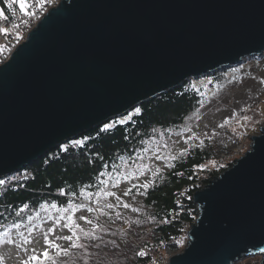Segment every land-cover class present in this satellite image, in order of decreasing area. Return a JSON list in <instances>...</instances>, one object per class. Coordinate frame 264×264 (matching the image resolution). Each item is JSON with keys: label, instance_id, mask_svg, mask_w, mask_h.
<instances>
[{"label": "water", "instance_id": "obj_1", "mask_svg": "<svg viewBox=\"0 0 264 264\" xmlns=\"http://www.w3.org/2000/svg\"><path fill=\"white\" fill-rule=\"evenodd\" d=\"M264 54V0H62L0 66V180L185 82ZM196 191L168 264H264V126Z\"/></svg>", "mask_w": 264, "mask_h": 264}, {"label": "trees", "instance_id": "obj_2", "mask_svg": "<svg viewBox=\"0 0 264 264\" xmlns=\"http://www.w3.org/2000/svg\"><path fill=\"white\" fill-rule=\"evenodd\" d=\"M29 2L37 5L40 0ZM0 6L3 14L11 17L8 0H0ZM36 12H33L34 23L42 17ZM236 69L237 66L223 68L198 80L187 81L174 90L142 103L126 115L110 120L106 124L113 126L108 131H101L105 124L94 128L53 149L22 171L1 179L4 184L0 185V233L5 229H15L13 224H27L28 218L36 216L42 205L50 207L55 203L56 208L60 209L67 207L69 201L92 205L105 201V193L117 187L127 171L138 167L139 156L149 144L161 140L167 142L170 135L181 131L193 114L209 105L211 89L216 88L218 91L213 92V95L224 91L227 74ZM205 86L210 91H204ZM258 102L259 98H256L248 106ZM137 108L141 110L139 113L135 111ZM244 113L238 110L234 115ZM126 116L130 118L119 123ZM231 123L227 122V128L220 124L219 128L222 127L223 133L231 136L230 140L237 144L241 138L231 131ZM75 141L82 143L77 145ZM63 146H67L66 151L62 150ZM228 150L223 142L214 146L206 139L200 145L189 146L182 154L171 155L169 170L156 172L147 189L141 185L129 188L131 192L126 195L127 198L142 200V206H131L140 214L132 222L137 227L146 228L148 237L139 241V247L133 246L134 253L127 264H151L155 252L165 257L166 249L172 254L183 249L185 232L197 217L192 196L232 166L234 161L231 159L226 160L223 166H214L219 155ZM81 188L90 195L81 194ZM149 223L157 225L149 231ZM124 230L134 235L132 224L128 228L125 226ZM98 240L104 241L103 238ZM139 251L146 254L137 256ZM93 252L95 254L87 261L84 258L85 251L77 247L75 254H63L58 261L60 264H96L98 259L95 249ZM76 255H79V259L74 258Z\"/></svg>", "mask_w": 264, "mask_h": 264}, {"label": "rangeland", "instance_id": "obj_3", "mask_svg": "<svg viewBox=\"0 0 264 264\" xmlns=\"http://www.w3.org/2000/svg\"><path fill=\"white\" fill-rule=\"evenodd\" d=\"M41 8L39 4L36 5L37 12H40ZM0 12L3 13L1 6ZM28 25L31 26L32 22ZM226 79L227 83L224 91L218 95H213V92L218 93V91L216 88L211 89L212 97H210L209 105L193 114L181 131L170 135L167 142L161 140L149 144L147 149L139 156L138 167L127 171L123 175L125 177L120 180L118 186L110 190L112 195L105 194V201L98 202L95 205L83 203L81 205L84 207L73 214V224L78 225L75 229L77 236H79L77 243L83 245L79 248L85 251V254L81 253V255L84 254L87 261L91 260V255L95 254L93 249H95L96 258L98 259L96 264L128 263L129 257H132L134 253L133 246H138L139 241L148 236L143 234L146 233V228L137 227L132 222L133 218L140 214L131 209V206H142V200L140 198L135 201L131 200L124 193L132 186L148 183L154 173L160 172V170L168 171L171 155L182 154L189 146L200 145L206 139L214 146L219 142H223L227 149H237L238 154L232 157L231 161L237 160L249 150L250 138L259 135L260 128L264 126V54L259 57L244 59L237 65L235 71L227 74ZM204 91L208 92L210 90L205 86ZM256 98H259V102L253 106H248ZM238 110L245 113L243 115L239 114V116L234 115ZM225 121H231L232 123L229 124L231 131L235 133V136H240L239 139L241 138V140L237 144L230 140L231 136L223 133L222 127L219 128L220 124L227 128ZM215 161L214 166L217 164V160ZM104 202H111L113 207L108 208ZM124 204H127L128 207H124ZM89 208L92 210L88 211ZM60 215L58 208L42 207L39 213L33 217V225H39V227L34 229L32 234L34 242L27 246V252L24 251L23 247L17 249L11 245L0 244V257H3V264H20L22 260L27 259L33 248L39 254L44 247L43 234L49 227H54V232L49 235V239L55 240L62 248H68L67 255L69 252L75 254L77 247L70 248L67 241L56 240L57 236L71 235L67 228L60 226L67 222L66 220L58 221ZM80 216H85L87 219L79 220ZM131 224L133 225L134 235L124 230L125 226L128 228L131 227ZM155 224L149 223L148 230L150 231L156 227L157 224ZM24 225L19 231L28 236L27 228ZM10 232L13 238L19 242L20 237L16 234L17 230L12 229ZM85 232L90 233V235L85 236ZM187 232L188 230L185 232L184 239H182V248L188 243ZM100 238H103L104 241L100 242L98 240ZM165 252L168 255L171 253L167 249ZM173 255H170L169 258ZM60 256H56L55 250H50V258L45 264H52L53 259L56 260V264H60V261H58ZM74 258L79 259V255ZM235 264H261V257H247Z\"/></svg>", "mask_w": 264, "mask_h": 264}, {"label": "snow or ice", "instance_id": "obj_4", "mask_svg": "<svg viewBox=\"0 0 264 264\" xmlns=\"http://www.w3.org/2000/svg\"><path fill=\"white\" fill-rule=\"evenodd\" d=\"M13 5H18V10L19 12L22 14V16L25 17H31L33 15V13L31 11H29L30 8V4H29V0H8V7L11 8ZM32 6H36L35 4H33ZM39 6L43 7V3L42 0H40L39 2ZM0 16H3V18L5 20L8 19L7 16H4V14L2 12H0ZM13 28H16L17 25L13 24L12 25ZM7 29L0 27V33H5L7 34ZM135 111L137 113H139L141 110L139 108L135 109ZM130 117H124L122 118L119 123H123L125 120L129 119ZM225 123H227V121H225ZM113 125L111 124H105L104 127L101 129V131H108ZM75 143L77 145L81 144V141H75ZM63 151L67 150V146H63L62 147ZM159 158V157H157ZM155 175V173L153 174ZM151 181H149L148 183H145L143 185H141L142 188L147 189L150 185ZM4 184L3 180H0V185ZM81 194H85V195H90L85 193V190L83 188H81L80 190ZM129 192H131V189H128L125 191V195H128ZM61 194L63 195L64 193L61 192ZM106 195H112V193H105ZM143 194V193H142ZM97 195H99V193H97ZM117 199H119V197H117ZM25 207H27V205H25ZM43 207V205H42ZM51 208H56L57 205L55 203L50 205ZM82 207H84L81 204H74L72 201L68 202L67 207H62L59 209V212L61 213V215L58 218L59 220H66L67 222L60 225L64 228H67L68 231L71 233V235H62V236H57L56 240H64L68 242V247L70 248H75V247H82L83 245H79L77 243V241L79 240V236H77L76 234V228L78 227V225H74L73 224V214L78 210L81 209ZM108 208H112L113 205L112 204H108L107 205ZM124 207H128L127 204L124 205ZM92 209H88V211H91ZM134 211L136 209H133ZM67 214V215H65ZM17 215H19V212H17ZM79 220H86L87 218L85 216H80L78 218ZM57 221V223H58ZM13 228H15L17 230V236L20 237L19 242H17V240L15 238H13V236L11 235V232L8 229H5V231L3 233H0V244L2 245H11L14 246L17 249L20 248H24V251L27 252V246L32 244L34 242L33 238H32V234L34 232V229L36 227H39V225H33V217H29L28 218V224L24 225V227L27 228V232H28V236H25L23 232H20L19 229L22 227L21 224L16 223L12 225ZM82 231V230H81ZM54 232V227H49L47 229V231L43 234V241H44V247L42 249V251L39 252V254L36 253V249L33 248L31 250V253L28 254L27 259L26 260H22L20 262V264H45V262L47 260H49L50 258V250H55L56 256H60L62 253L63 254H67L68 253V248H62L59 244H57L55 242V240H51L49 239V235L51 233ZM85 236L90 235V233L85 232L84 233ZM75 237V239H73ZM261 251H264V249H261ZM146 253L143 251H139L136 253L137 256H144ZM0 264H3V257H0ZM52 264H56V260L53 259L52 260Z\"/></svg>", "mask_w": 264, "mask_h": 264}, {"label": "built area", "instance_id": "obj_5", "mask_svg": "<svg viewBox=\"0 0 264 264\" xmlns=\"http://www.w3.org/2000/svg\"><path fill=\"white\" fill-rule=\"evenodd\" d=\"M61 1L62 0H43V7L41 8V10H39L40 12H36V14L43 16L50 9L59 5ZM29 4H30L29 11L33 13L36 10V7L32 6L33 2H29ZM33 16L34 15H32L31 17L22 16V14L18 10V5H13L11 7V17L7 16L8 17L7 20H5L3 16H0V27L6 28L8 30L7 34L0 33V66L9 60L15 48L24 41L27 34L35 26L36 22L35 23L33 22ZM23 18H26L27 20L23 21L22 20ZM30 22H32L31 26L28 25ZM13 24H16L17 27L13 28L12 27ZM237 154L238 152L237 149L235 148H231L226 152H222L217 158L216 167L223 166L226 160L231 159ZM0 192H1V186H0ZM143 234H145L144 236H147L146 233ZM170 255H172V253H169V255L168 253H166V256L163 257L159 253L155 252L153 253L154 259L151 264H168V259Z\"/></svg>", "mask_w": 264, "mask_h": 264}]
</instances>
